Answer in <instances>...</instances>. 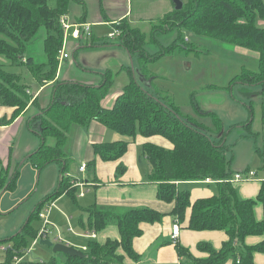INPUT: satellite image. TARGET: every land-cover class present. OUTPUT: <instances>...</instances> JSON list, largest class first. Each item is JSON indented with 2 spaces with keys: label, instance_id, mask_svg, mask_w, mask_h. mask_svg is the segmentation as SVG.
Returning a JSON list of instances; mask_svg holds the SVG:
<instances>
[{
  "label": "trees",
  "instance_id": "1",
  "mask_svg": "<svg viewBox=\"0 0 264 264\" xmlns=\"http://www.w3.org/2000/svg\"><path fill=\"white\" fill-rule=\"evenodd\" d=\"M72 1L79 0H0V55L7 60H0V98L1 103L14 108L10 119L2 118L0 124H10L24 113L30 104L32 95L28 85L21 83L22 75L4 69V65H26L42 86L53 81L58 74L59 54L64 47V29L60 18L67 15ZM181 10L172 9L153 24V40L156 34L168 33L172 29L179 30V37L168 47H162L155 54L146 48V34L142 29L132 27L128 21L115 23L120 44L127 49L130 56H137L144 80L152 78L148 64L160 56L171 55L175 49L188 53L195 49L196 44L182 38L184 29L196 35L217 38L240 48H246L259 55L257 72L243 69L233 80L244 87L261 85L264 97V0H184ZM45 30L43 40L45 61L38 62L28 51L29 44L38 36L41 29ZM129 74V82L116 96L112 107H105L103 99L114 86L115 72L107 70L102 73L100 84H83L77 81L56 80L51 103L41 114L31 117L29 129L37 128L40 146L32 151L26 159L39 171L49 163L61 165V176L57 190L49 194L30 214L22 231L7 241L6 262L12 264L20 260L30 248L39 228L33 226L40 219V211L49 201H54L67 193L75 199L78 186H72V178L68 175L70 159L65 152L66 142L73 123L88 126L93 120L103 123L108 128L117 130L122 135L133 137L163 136L170 140L173 148H166L151 142L145 143L138 152L139 161L144 157L148 161L144 176L146 181L157 183V196L174 207L171 216L181 226L185 222L187 209L191 208L189 228L199 231L224 230L229 239L219 250L209 242H201L198 249L208 252L206 258H197L181 245L176 244L182 264H224L229 258L233 264H256L255 252H264V241L256 245H247L248 235H262L264 220L255 217L254 205L259 201L264 205V182L257 199L244 200L237 194L231 181L234 174L231 160L227 159L224 140L214 141L205 132L200 131L188 120L172 102L163 101L147 88L139 84L135 72L129 66L122 67ZM250 94V92H245ZM35 100H33L34 102ZM211 114L220 130L223 127L221 118L215 112L200 110ZM251 130L252 123L245 122ZM53 137L55 145L47 143ZM125 141L103 142L95 144L94 150L104 160H117L127 150ZM259 156H264V149H256ZM89 161L87 167L95 165ZM1 164V162H0ZM125 166L118 165L119 172ZM3 171L0 172V195L4 190H15L19 176L14 173L7 180ZM210 178L217 182L218 192L212 197H204L191 201L188 188H182L180 181H204ZM88 217L82 219L81 226L88 230L101 232L109 225L119 228L120 238L99 242L97 239L88 241L85 257H71L65 254L64 264H135L140 261L134 249V238L142 235V223L161 222L165 212L152 207L117 208L113 206L93 205L87 209ZM132 260V263L127 259ZM18 264H42L21 260ZM49 264H57L52 258Z\"/></svg>",
  "mask_w": 264,
  "mask_h": 264
},
{
  "label": "rangeland",
  "instance_id": "2",
  "mask_svg": "<svg viewBox=\"0 0 264 264\" xmlns=\"http://www.w3.org/2000/svg\"><path fill=\"white\" fill-rule=\"evenodd\" d=\"M131 1L134 8L133 18H136L138 13L147 10L145 21L138 26L147 33L145 48L150 54H155L162 47H168L177 41L176 39L180 35L178 29H172L168 33L159 32L153 40V24L158 23V20L166 15L165 13L172 6L171 2L147 0V4L142 0ZM152 1L155 3L150 4ZM260 23L264 25L263 21ZM113 31L115 28L111 24L93 25V35L90 37L83 36L78 40L80 44L72 50L75 57L66 62H73V67L71 69L69 66L64 70L65 81L89 84L91 81L86 73H93L99 77L97 73H104L110 69L115 72L114 87L109 94L112 99L115 95L111 94L121 92L130 79L128 71L121 70L120 65H117L116 60H119L134 70L139 84L149 89L152 94L160 97L163 101L173 102L181 111L184 119L191 122L197 129L205 132L214 141L224 140L228 147L226 150L227 159L231 160L230 166L234 171L246 166L247 155L249 153L254 155L256 147L264 149V97L261 93L262 87L261 85L244 87L233 81L237 75L243 72V69L253 72L259 70L258 52L237 47L214 37L196 35L184 29L182 38L187 37L189 43L196 44L195 49L185 53L177 48L171 52V55L158 57L148 64L147 69L153 77L144 80L136 72L140 68L138 57L132 58L127 53L120 45L117 35L108 37V34L113 33ZM45 36V30L42 28L38 36L29 44L26 53L27 55L31 53L40 63L46 60L43 44ZM0 60L2 62L7 61L1 55ZM4 69L14 74H21V83L30 84L37 88L38 82L35 81L34 75L26 65H4ZM148 80L150 82H147ZM245 92H250V94ZM111 99H107L106 104L111 105ZM200 110L215 112L221 118L223 127L219 130L213 116L202 111L200 113ZM248 121L252 123L251 130L245 126V122ZM75 126L79 125L75 124ZM37 134V128L30 130L25 126L18 130L17 135L11 137L6 135L0 140V172L3 171L5 174L3 178L5 177L9 181L14 177L16 171L19 173L16 189L4 190L0 195V229L9 228L13 232L12 228H17L15 230L18 231L15 233L19 232L34 207L59 187L61 165L49 163L39 171L29 160L25 159L26 154L23 153L31 146L33 137H38ZM248 134L249 136H247ZM47 143L55 145V139L48 137ZM76 161H70L72 162L70 172L76 177H82V173L78 170L79 163ZM262 162V158L255 156V160L249 165L258 171H262ZM138 164L144 172L149 167L148 161L144 157L140 161L138 158ZM117 175L120 176L119 171ZM182 188H188V186L182 185ZM75 198L79 205L71 196H64L62 201L57 203L64 214L54 209L51 212L52 215L50 213V220L60 229L65 242L69 241L81 249L82 245L87 246L88 241L91 240L70 233L68 227L70 225L76 233L86 231L79 221L80 219L87 220L88 213L84 208L89 195L83 199L76 193ZM66 216H68L69 221ZM41 225L40 220L33 223L36 228ZM53 257L62 264L64 260L66 261L65 254L55 253L52 247L38 242L26 254L25 259L49 264ZM156 258V255L149 257L148 254V257H144L140 264H156L153 260Z\"/></svg>",
  "mask_w": 264,
  "mask_h": 264
},
{
  "label": "crops",
  "instance_id": "3",
  "mask_svg": "<svg viewBox=\"0 0 264 264\" xmlns=\"http://www.w3.org/2000/svg\"><path fill=\"white\" fill-rule=\"evenodd\" d=\"M142 1L148 4L147 0H142ZM155 1H152L150 4L155 3ZM161 1H163V3H169V2L172 3V6L168 9L167 13H169V11L174 9V3L172 0H168V2L167 0H161ZM146 12L142 11L141 13H138V15H136V18H133L134 8L132 7L131 0H79V1L71 2L70 10L69 13L67 14V17L69 22L70 21L76 23L88 22L91 23L92 26L111 24V26L114 27L115 23L128 21V23L132 27H137L139 29H142V27L138 25L141 24L143 21H145L147 17ZM142 31L144 30L142 29ZM144 33L146 34V38H147V33L145 31ZM80 39L81 37L78 39L69 37L67 39L66 44L68 47L67 49H70L68 50V52L70 53V60L71 58L75 57L73 53L74 51L72 52V50L75 48L76 45L80 44L78 43V40ZM125 50L127 51V49ZM127 53L129 54L128 51ZM67 61L68 60L60 62L57 71L58 74L55 80L46 82L42 86L40 84L38 85L37 83V88L32 87V85L30 84L28 85L29 88L28 92L29 94L32 95V99L30 100V104L28 108L24 113L19 115V117H17L16 120L13 121L12 123L6 125L0 124V140L3 138V136L6 135L10 137L17 135L18 130L21 129V127L27 126V128H29L28 126L31 117L37 114H41L43 109L46 108L51 103V99L54 93L53 85L55 84V81L58 79L65 81L64 70L69 66L71 69L73 67L72 64L73 62L66 63ZM116 62L118 66L120 65L121 70H123L122 67H127L124 63H121L119 60H116ZM97 74L99 75V77L93 75V73L92 74L86 73L88 79L92 82L89 83L96 85L101 83L102 73L100 74L97 73ZM34 79L37 82L35 77ZM113 87L111 88L110 92L112 91ZM119 93L120 92L111 94V95H115V97L113 96L114 98L112 97V99L111 96H109L108 94L103 99V105L105 107H112L113 104L115 103L116 100L115 98ZM107 99H111V103H112V104L110 103L111 105L106 104V102L108 101ZM33 100L35 101L33 102ZM1 101L2 100H0V120H2V118L10 119L14 112V108L4 105L3 103H1ZM75 124L79 126H75ZM70 129L71 131L69 133V137L66 142L67 144L65 146V152L69 157L70 161L75 162L77 160L76 162L79 163L78 165L79 167L82 163H89V161L92 160H95L96 162L95 165H91L87 167L86 172L82 173V177H76L72 175V172H70V165L72 162H70L68 168V172H69L68 175L72 178L71 182H73V184L75 180H81L84 183L83 187L78 186V190H77L78 196L84 199L87 197V195H89L88 202H85L86 207L84 209L86 212L88 208H91L93 205L96 204L102 206L105 205L113 206L117 208L119 207L133 208V207L149 206L158 211L166 213V215L164 216L161 222L141 224L143 228V233L142 235L135 237L133 240L134 249L139 255H141L140 261L135 264H140L141 262H143L144 257H148V254L149 257H153L154 255L157 256L156 259H153L156 264H182L183 259L180 256V254L177 253L176 250L177 242H179L181 245L187 248L190 251V253H192L195 257L206 258L209 255V253L200 251L198 249L199 243L209 242L213 246V248L219 250L222 247L223 243L229 239L227 233L221 229L219 230L205 229L204 231L190 229L188 224L192 212L191 208L187 209L185 222H183L182 224L183 226L179 224L180 233L177 237V240L174 241L172 239L171 234L175 221L174 218L171 216V212L174 207V204L168 203L163 199L160 200V198L157 196V191H158L157 183H153L148 180L146 181V178L144 176V171L140 169L138 164V157H139L138 152L145 143L151 142L153 144L159 146L161 145L166 148H173V144L170 140H167L161 135L144 137L141 134H137L133 137L132 136L128 137L122 135L117 130L115 131L111 128H108L103 123H100L95 120L90 122L88 126H82L78 123H73ZM37 136L38 137H33V139L31 140V146L27 148L26 151H24L23 154H26L25 155L26 157L30 153H32L34 149H37L41 145L40 137L38 134ZM247 136H249V134ZM117 141H125L128 143L127 150L125 151V153L122 155L121 158L117 160H104L101 158V156H98L95 153L94 150L95 144L98 143L101 144L103 142L116 143ZM257 148L258 147H256L254 150L255 151L254 155L259 158H262L263 160L262 171H258L252 165L251 166L249 165L251 162L255 160V156L251 153H249V155H247L246 157L247 167L243 166L240 167V169H237L235 171L233 170L234 173L246 172L247 170H253L256 173V175L253 178L233 182L237 189V194H239L240 198L244 200L257 199L262 183L264 182V156L258 155V151H256ZM52 163H57V162H52ZM120 163H122L125 166V170L123 169L124 171L120 172V176H118L117 175L119 171L118 165ZM57 164L60 166L59 163ZM59 172L61 173V168ZM59 182H60V177H59ZM180 182L182 185L188 186L189 191H191L190 196L192 202H195L198 199H203L204 197H212L218 192L217 182L214 180H211L210 182L205 180L204 181L189 180V181H180ZM81 192H83V195H81ZM67 195L69 194L64 193L62 194L61 197L54 200L55 205L54 208H52L51 212L54 209H57L58 212L64 214L63 210L61 211V209H59L57 203L62 201V198ZM44 200H42V202ZM74 200L79 205L78 200L76 198ZM36 206L34 207V209L36 208ZM254 208H255L254 213L257 220L259 221L264 220V205L262 204V202L260 203L258 201L254 205ZM66 217L69 221L68 216ZM29 218L30 215L27 221L29 220ZM27 221L21 226L20 231H22L21 229L27 223ZM81 222L82 219H80L79 223L81 224ZM53 224L57 227V225L54 222ZM111 226L114 225H109L105 228V230L101 232H97L96 239L99 242L104 243L108 238L111 239L120 238L119 228L116 226L114 227ZM69 228L70 225L68 229ZM12 229L13 232H11L9 228L0 229V264H5L7 260L5 259L6 258L5 249L7 246H10L9 245L10 242H8L7 240L13 237L14 235H16L17 233H20V231L15 233L16 231H18L15 230L17 228H12ZM55 229H56V233L60 232V229L58 227ZM85 230L86 231H84L83 233H78V232L76 233L75 231L71 232L69 229L70 233L87 238L86 233L91 230H88L87 228ZM263 241H264V233L262 235H248L246 239V244L256 245ZM71 245L73 244L71 243ZM84 246L86 245H82V247ZM32 247H34L33 244L30 246V248L26 250L27 251L26 254L31 251ZM76 248H79V246ZM26 254L18 262L12 264H18L21 260L29 261L25 259ZM253 259L256 264H264V252L263 253L255 252ZM127 260L128 262L132 263V260H130L129 258ZM56 262L57 264H62L59 263L57 259ZM64 263L65 260L63 261V264ZM224 264H233V259L229 258Z\"/></svg>",
  "mask_w": 264,
  "mask_h": 264
},
{
  "label": "built area",
  "instance_id": "4",
  "mask_svg": "<svg viewBox=\"0 0 264 264\" xmlns=\"http://www.w3.org/2000/svg\"><path fill=\"white\" fill-rule=\"evenodd\" d=\"M60 22H61L62 29H64V42H63L64 47L59 54V58H60V62H63L65 60L70 59V53L68 52L67 44H66L67 39L69 37L76 38V39L83 37V36L90 37L92 36L93 32H92L91 23H88V22L76 23V22H71V21L69 22L67 15L62 16L60 18ZM117 34H118V30L115 29L113 33L108 34V37H113ZM185 39L187 41L189 40L187 39V37ZM86 168H87V163H82L79 167V171L81 173H85ZM255 175L256 173L253 170H247L246 172H236L233 174L231 181L235 182V181H240V180H246V179L253 178ZM205 181L210 182L211 179L207 178L205 179ZM74 184L75 186L76 185L81 186V187L84 186V183L81 180H75ZM81 195H83V192H81ZM54 205H55L54 201H49L41 209L39 215H40L42 225H41V228L39 229L40 231L38 232L37 236L32 242L33 246H35V244H37L41 239H51L53 243H68L71 245V243L63 241V238L60 232H58V234L56 233L55 228L57 227L50 220V212L52 208H54ZM69 229L71 232H74L73 228L70 227ZM179 233H180V225H179V222L176 220L174 223L172 234H171V237L174 241L177 240ZM86 237L91 240L96 239L97 231L91 230L87 232ZM81 249L82 251H85L87 250V246H84Z\"/></svg>",
  "mask_w": 264,
  "mask_h": 264
},
{
  "label": "water",
  "instance_id": "5",
  "mask_svg": "<svg viewBox=\"0 0 264 264\" xmlns=\"http://www.w3.org/2000/svg\"><path fill=\"white\" fill-rule=\"evenodd\" d=\"M174 3V9L175 10H181L184 6L185 1L184 0H172ZM139 76L143 79L144 76H142L141 71L139 69H137L136 71ZM147 82H150L149 80ZM40 244L46 245V246H50L53 248V251L55 253H62L63 255H69L71 257H85V253L80 249V248H76L73 245H70L68 243H53V241L51 239H41L39 241Z\"/></svg>",
  "mask_w": 264,
  "mask_h": 264
}]
</instances>
